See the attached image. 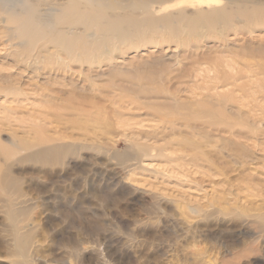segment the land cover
<instances>
[{"label": "rangeland", "instance_id": "374dc122", "mask_svg": "<svg viewBox=\"0 0 264 264\" xmlns=\"http://www.w3.org/2000/svg\"><path fill=\"white\" fill-rule=\"evenodd\" d=\"M79 5L121 61L57 71L0 0V264H264V0Z\"/></svg>", "mask_w": 264, "mask_h": 264}, {"label": "bare ground", "instance_id": "6f19581e", "mask_svg": "<svg viewBox=\"0 0 264 264\" xmlns=\"http://www.w3.org/2000/svg\"><path fill=\"white\" fill-rule=\"evenodd\" d=\"M16 2L19 3L21 7L27 12L28 16L24 19V22L26 23L30 34L33 36L34 41L44 40V42H51L54 44L52 49L45 47L44 45L45 53L43 56H52L57 62H59V67L61 68H59L57 71L71 70V72H73L76 70L71 67L72 65L70 66V64L67 63V59L69 61L70 59L82 60V58H84L83 60H87L90 63L97 61V64L98 61L105 62L107 58L113 59L114 61H121L118 58V55L112 53L111 51L116 47L115 41H120L126 36L127 29L131 26V24H116V17L104 16L102 10L82 7L79 5V0H66L58 4L56 2L54 5H47L42 9L41 12L37 11V9L29 2V0H16ZM219 10L220 9H218L217 13L213 12L214 15L219 14ZM221 12L223 14V10H221ZM223 18L224 17H222V19ZM223 21H225V18ZM63 25L66 28L64 30L62 29ZM78 27H81L82 31L78 34H75L73 30ZM65 32H70V34L65 36ZM201 32H203V30ZM81 35H85V39L79 45H77L75 38ZM93 35L99 39L97 38L98 40H94L93 42V39L88 38L92 37ZM196 35L197 37H201L200 35H202V33H196ZM111 42H114V47L109 48L110 45L108 46V44ZM36 43L34 44L35 46ZM60 49L64 50V52L62 53ZM38 68V66L33 67V71H36ZM91 69V65L88 66V70ZM225 142L226 141H224V143Z\"/></svg>", "mask_w": 264, "mask_h": 264}]
</instances>
